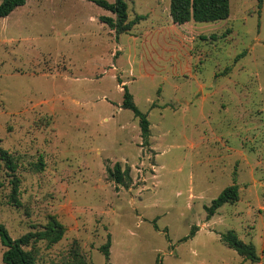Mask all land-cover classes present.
I'll list each match as a JSON object with an SVG mask.
<instances>
[{
	"label": "rangeland",
	"instance_id": "374dc122",
	"mask_svg": "<svg viewBox=\"0 0 264 264\" xmlns=\"http://www.w3.org/2000/svg\"><path fill=\"white\" fill-rule=\"evenodd\" d=\"M126 2L142 17L122 32L94 0H26L0 17V223L12 238L51 215L64 225L58 242L25 247L37 264H264V0L180 25L170 0ZM233 184L238 200L207 218Z\"/></svg>",
	"mask_w": 264,
	"mask_h": 264
},
{
	"label": "trees",
	"instance_id": "16d2710c",
	"mask_svg": "<svg viewBox=\"0 0 264 264\" xmlns=\"http://www.w3.org/2000/svg\"><path fill=\"white\" fill-rule=\"evenodd\" d=\"M26 0H0V17L7 16L16 7L25 4ZM95 3L110 10L115 17L102 16L101 20L107 23L116 32H122L130 29L132 25L142 16H136L135 19L128 20L126 0H94ZM261 6L263 0H257ZM169 13L173 23L183 24L188 21H217L226 19L230 14L229 0H170ZM121 106L130 109L138 118L141 137L143 143L148 144L149 137V120L147 115L140 111L136 106L132 94L126 85H123V100ZM1 155L5 158L9 168L13 169V162L6 150H1ZM130 169L125 167L121 169L116 163L114 170L110 171L111 177L116 183L128 185L130 180ZM128 181H127V180ZM126 180V182H125ZM13 192L16 191V185L13 184ZM239 198L238 187L233 184L225 187L219 195L206 206L207 218L212 216L217 208L224 203H234ZM196 226L190 231V236L194 234ZM64 233V225L58 219L51 215L43 229L28 231L17 238H12L8 233L5 225L0 223V241L5 247L2 252V261L5 264H37L36 257L31 249L27 246H33L40 240H46L48 245L58 242ZM221 239L237 253L243 257L257 262L259 257L256 254L255 246L252 243H246L240 240L233 231H228L221 235ZM110 236L107 235L106 241L100 246L101 252L105 258L109 257Z\"/></svg>",
	"mask_w": 264,
	"mask_h": 264
},
{
	"label": "crops",
	"instance_id": "0c3cea01",
	"mask_svg": "<svg viewBox=\"0 0 264 264\" xmlns=\"http://www.w3.org/2000/svg\"><path fill=\"white\" fill-rule=\"evenodd\" d=\"M175 24V23H174ZM178 25H180V24H178ZM243 153V155L245 156V152H242Z\"/></svg>",
	"mask_w": 264,
	"mask_h": 264
}]
</instances>
